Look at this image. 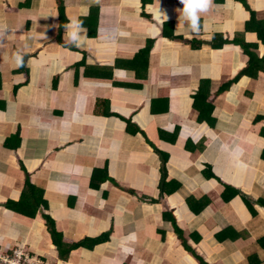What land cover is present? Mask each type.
Returning a JSON list of instances; mask_svg holds the SVG:
<instances>
[{
  "label": "crops",
  "instance_id": "0c3cea01",
  "mask_svg": "<svg viewBox=\"0 0 264 264\" xmlns=\"http://www.w3.org/2000/svg\"><path fill=\"white\" fill-rule=\"evenodd\" d=\"M62 2L67 24L97 10L95 36L74 50L56 42L55 0H0V246L25 248L42 264H200L194 255L206 264H264V119L255 120L264 116V72L218 93L248 56L232 43L210 46L214 35L240 39L263 58L255 30H246L249 12L236 0H212L196 34L180 0ZM245 2L264 20V0ZM164 22L182 38L163 37ZM148 40L147 58L129 63ZM61 41L72 45L66 28ZM201 81L212 128L192 107ZM122 118L143 135L127 133ZM16 131L20 143L10 149L4 142ZM153 147L167 156L163 194ZM207 166L216 179L204 178ZM26 177L46 204L33 218L3 206L18 201ZM41 210L66 243L106 231L109 238L61 261Z\"/></svg>",
  "mask_w": 264,
  "mask_h": 264
},
{
  "label": "trees",
  "instance_id": "16d2710c",
  "mask_svg": "<svg viewBox=\"0 0 264 264\" xmlns=\"http://www.w3.org/2000/svg\"><path fill=\"white\" fill-rule=\"evenodd\" d=\"M146 0H142V2L145 3ZM150 1V0H148ZM242 4L244 9L249 12L250 14V19L246 24V30H255L254 32L257 35V39L259 42L264 46V20L262 21H257L255 19V14L250 8L248 7L247 3L245 0H236ZM56 5H57V14H58V28H57V34H56V42L61 45L62 47L70 48L74 50V45H69L66 46L62 43L61 41V35L62 31L65 28V25L67 24V19L64 13V6L62 0H55ZM143 3V4H144ZM97 10H91L89 15L86 18H81L79 19L80 21H83V27L87 29V35L88 37H93L95 36V29L97 26ZM162 36L170 39H181V36H175L173 33V23L172 22H164L162 23ZM152 40H148L145 47L142 48L141 50L138 51V53L132 58L129 63L134 64L138 63L141 60H145L149 54L150 48L152 46ZM232 43L235 45L240 46L244 53L248 56V65L247 67L242 70L236 78L231 80L230 82H227L224 86L219 88L218 93H221L224 91L230 84L235 83L238 81L240 78L247 76L251 79H255L258 75L259 71L264 72V57L263 58H258L252 51L251 49L254 48V45H249L245 43L243 40L240 39H234L231 42L224 40L222 36L220 35H214L212 37L210 46L212 49H220L223 45ZM202 42L197 41V40H192L190 42V47L193 50H197L200 48ZM117 63V62H115ZM116 65V64H115ZM207 81H201L199 83V86L196 90V92L192 95L193 103L192 107L195 111H197V122L202 123L205 122L207 125L212 128L214 119L211 117V113L213 110V106L207 101L208 99V89H207ZM19 87L14 86L13 88V93H15L16 89ZM166 101V100H165ZM167 102V101H166ZM123 119V118H122ZM264 119V116H257L255 120H261ZM254 120V121H255ZM123 121L126 123V132L130 134H136L140 133L143 135V133L131 123V121L128 119H123ZM179 129L176 127L172 133V139L171 143L174 144L178 135ZM20 143V138H19V133L16 131L13 135H11L9 138H7L4 142V145L8 146L10 149H16ZM189 145V144H188ZM186 144V147H188ZM154 151L158 156L160 157L161 160V167H160V181L158 184L159 191L161 194L166 193V186H168V183H166V161H167V156L166 154L162 153L161 151L157 150L155 147H153ZM264 154V153H263ZM208 171L207 173H204V178L209 180V179H216V177L210 173V168L207 166ZM23 169V167H22ZM106 172V171H105ZM94 174V173H93ZM93 176V175H92ZM109 180L108 176L105 174V177L102 178V180ZM93 180V179H91ZM24 189L21 192L20 198L18 201H13V200H7L3 206L5 209L20 213L24 216L33 218L37 212L39 211L40 208L45 209V202L42 198V190H39L35 188L28 180V177H26L25 182H24ZM93 184V183H92ZM226 190L231 192V197H234L235 195L237 196V192L230 189L229 187L226 188ZM132 191H130L131 193ZM175 193V190L172 189V194ZM226 194V192H225ZM225 195H223L224 197ZM226 197V196H225ZM229 197V198H231ZM229 198L226 199L223 198V200L228 201ZM242 201L244 202L246 208L248 209V212L251 214L253 213L251 210V207L249 206L248 202L244 197H241ZM41 217L44 219L45 226L47 228V231L50 235L51 242L54 245L56 251H57V256L61 261H66L68 259V255L71 252V250L76 249L78 247L85 248L91 250L94 246L104 243L108 240L110 232H103L99 234L98 236L95 237H84L78 241H74L71 243H66L63 241V236L60 231H58L55 227V222L53 218L45 213L42 212L40 213ZM164 218L169 219V221L172 223V227L174 230V233L177 235L178 239L180 240L183 248L191 253V248H189L183 239L181 231L177 228L175 219L173 218L172 215H164ZM194 255V254H193ZM194 257L198 260L200 264H206L204 263L199 257L195 256Z\"/></svg>",
  "mask_w": 264,
  "mask_h": 264
},
{
  "label": "clouds",
  "instance_id": "9594fccd",
  "mask_svg": "<svg viewBox=\"0 0 264 264\" xmlns=\"http://www.w3.org/2000/svg\"><path fill=\"white\" fill-rule=\"evenodd\" d=\"M98 2V0H97ZM183 5L182 19L188 22L191 33L199 34L201 30L200 14L206 13L212 6V0H180ZM68 32V43L81 47L87 39V29L83 27V21L76 18L70 19L69 23L65 25ZM6 25H0V38H3ZM16 67H21L24 64L23 56L17 52L14 56ZM132 240L135 239L133 235Z\"/></svg>",
  "mask_w": 264,
  "mask_h": 264
},
{
  "label": "built area",
  "instance_id": "2783aa9c",
  "mask_svg": "<svg viewBox=\"0 0 264 264\" xmlns=\"http://www.w3.org/2000/svg\"><path fill=\"white\" fill-rule=\"evenodd\" d=\"M0 264H42V261L25 248L0 246Z\"/></svg>",
  "mask_w": 264,
  "mask_h": 264
}]
</instances>
